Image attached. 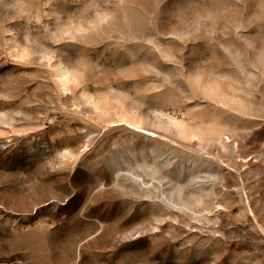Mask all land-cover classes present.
<instances>
[{
  "label": "rangeland",
  "instance_id": "1",
  "mask_svg": "<svg viewBox=\"0 0 264 264\" xmlns=\"http://www.w3.org/2000/svg\"><path fill=\"white\" fill-rule=\"evenodd\" d=\"M0 264H264V0H0Z\"/></svg>",
  "mask_w": 264,
  "mask_h": 264
},
{
  "label": "bare ground",
  "instance_id": "2",
  "mask_svg": "<svg viewBox=\"0 0 264 264\" xmlns=\"http://www.w3.org/2000/svg\"><path fill=\"white\" fill-rule=\"evenodd\" d=\"M163 54L165 55V57H168V53L167 52H163ZM60 78H61V83L63 85H67L69 83V80L72 78V76L70 75V73H68L67 70H62L61 69L60 70ZM192 81L196 85L200 84V79L198 77H193ZM204 91L206 93H209L210 95H215V94L218 95L220 93V91L217 90L216 88H214L213 86L204 87ZM101 110H102V107H101ZM127 123L131 124V122H127ZM131 125H133V124H131ZM133 126L135 127V129L141 131L142 133H144L146 135L154 136L153 132L144 129V128H142L139 125H133Z\"/></svg>",
  "mask_w": 264,
  "mask_h": 264
}]
</instances>
